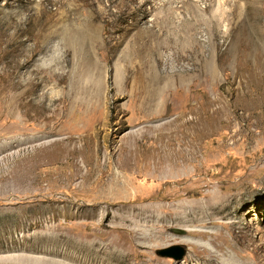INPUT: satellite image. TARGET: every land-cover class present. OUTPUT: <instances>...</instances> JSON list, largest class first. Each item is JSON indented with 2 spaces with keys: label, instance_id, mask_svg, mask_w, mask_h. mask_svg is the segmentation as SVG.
Instances as JSON below:
<instances>
[{
  "label": "rangeland",
  "instance_id": "obj_1",
  "mask_svg": "<svg viewBox=\"0 0 264 264\" xmlns=\"http://www.w3.org/2000/svg\"><path fill=\"white\" fill-rule=\"evenodd\" d=\"M224 1L125 0L127 12L113 6L110 19L137 27L91 31L95 44L85 29L5 34L0 25L10 44L0 59V264L12 255L27 264H205L220 233L226 259L264 264V36L206 27L215 9H234ZM229 10L221 21L233 20ZM161 140L196 151V162L155 175L125 163L132 150L155 162ZM209 198L230 208L207 226L164 218ZM174 247L186 250L182 259Z\"/></svg>",
  "mask_w": 264,
  "mask_h": 264
},
{
  "label": "bare ground",
  "instance_id": "obj_2",
  "mask_svg": "<svg viewBox=\"0 0 264 264\" xmlns=\"http://www.w3.org/2000/svg\"><path fill=\"white\" fill-rule=\"evenodd\" d=\"M131 1V0H130ZM148 1V0H147ZM229 1V0H228ZM227 1V3H228ZM262 1V0H261ZM104 1L103 0H40L39 2L35 1V0H6V3L1 4L0 3V25L2 26V28L4 27V32L5 34L7 33L6 30H9L11 28H15V27H19L24 25L26 28H29L30 30H39V32H44V31H49V28L52 29H64V30H69V31H76L77 30H83L85 29L86 32H88L87 34V38L85 39L86 41L89 40V42H92L95 44V38H92V32L98 29H102L108 26H115L117 28V30H123L126 27H132L135 24L129 23L127 22V20L125 18L120 19V17L118 18L117 21H114L113 19H110V15H111V7L115 6L117 7L120 12H127L125 9V0H109L110 5L103 7L102 3ZM221 2L226 5L225 1L221 0ZM230 2H232L231 6L234 9H228V7L226 8V6H224L227 10H225V8L223 9V12L220 11L221 8L215 9L213 11V14L211 16L216 17V21H209L211 23L206 24L210 25L213 27L217 26H224V29L228 30L229 26H234L235 29L241 30V31H251L254 32V34H260L261 36H264L263 33L261 32L262 29V24L260 22V18L262 17L260 15V0H231ZM38 7H36L37 5ZM108 4V3H107ZM129 4V3H128ZM144 4V3H142ZM186 4V3H185ZM189 4V3H188ZM193 4V3H192ZM219 4V3H218ZM36 5V6H35ZM105 5V4H104ZM184 5V4H183ZM194 5V4H193ZM221 5V4H220ZM219 5V6H220ZM40 6V7H39ZM187 6V5H184ZM262 6V5H261ZM196 7V5H195ZM143 8V7H142ZM189 8V7H188ZM187 8V9H188ZM129 9V8H128ZM136 9V8H135ZM138 9V8H137ZM141 9V8H139ZM190 9V8H189ZM197 9V8H196ZM200 9V8H199ZM195 10V9H194ZM207 10V9H206ZM205 10V11H206ZM211 10V9H210ZM209 10V11H210ZM228 10L230 11L228 16H232L233 15V20H229L228 23H225L226 19H224L223 21H221L222 19L220 18V16L223 18V15L218 16L219 14L222 13H227ZM138 11V10H137ZM198 12V10H196ZM208 11V10H207ZM136 12V11H135ZM203 12V11H202ZM115 13V12H114ZM129 13V12H128ZM134 13V12H133ZM139 13V12H137ZM136 13V14H137ZM211 13V12H209ZM132 14V13H131ZM135 14V13H134ZM199 14V12H198ZM205 14V13H204ZM24 16V18L22 17ZM116 16V15H115ZM127 16V15H126ZM130 16V15H129ZM225 16V14H224ZM261 16V17H260ZM118 17V16H117ZM133 16H131L132 18ZM208 17V16H207ZM136 18V17H135ZM134 18V19H135ZM204 18V17H203ZM210 18V17H209ZM61 20V21H60ZM133 20V19H132ZM190 21V20H189ZM187 21V23L189 22ZM205 21V20H203ZM207 21V22H209ZM137 22V21H136ZM140 22V21H138ZM192 22V21H190ZM189 22V23H190ZM188 23V24H189ZM193 23V22H192ZM203 23V22H202ZM161 24V23H160ZM197 24V23H196ZM222 24V25H221ZM190 26L192 24H189ZM198 25V24H197ZM136 26V25H135ZM137 27V26H136ZM110 28V27H109ZM108 28V29H109ZM231 28V27H230ZM111 29V28H110ZM128 29H132V28H128ZM264 29V28H263ZM2 30V29H1ZM0 30V31H1ZM14 30V29H13ZM23 30V28H22ZM106 30V29H105ZM118 30V31H119ZM45 32V33H48ZM52 31V30H51ZM59 31V30H58ZM68 31V32H69ZM71 31V32H72ZM92 31V32H91ZM15 32V31H14ZM18 32V31H17ZM83 32V31H82ZM1 33V32H0ZM13 33V32H12ZM24 33V32H23ZM27 33V32H26ZM30 33V32H29ZM262 33V34H261ZM4 34V33H2ZM0 34V59H9L8 55H9V46L10 44H5L6 46H3L4 44V35L3 38L1 37ZM14 34V33H13ZM40 34V33H39ZM55 34V33H54ZM52 34V35H54ZM74 35V33H72ZM77 34V33H76ZM8 35V34H7ZM18 35V34H17ZM65 35V34H64ZM15 37V36H14ZM17 37V36H16ZM40 37V36H39ZM38 37V38H39ZM44 37V36H43ZM50 37V36H49ZM68 40V46L71 47L72 51L75 50H79L81 49V47L78 48V40L76 41V43H70V41H73V38L68 39V33L65 36ZM78 37V36H77ZM86 37V36H85ZM9 38V37H8ZM37 38V39H38ZM51 38V37H50ZM76 38V37H75ZM79 38V37H78ZM82 38V35H81ZM48 39V38H46ZM77 39V38H76ZM80 39V38H79ZM84 39V38H83ZM9 40H12V38H9ZM44 40V39H43ZM70 40V41H69ZM81 40V39H80ZM84 40V41H85ZM7 41V40H6ZM97 41V40H96ZM9 42V41H8ZM44 42V41H43ZM48 42V40H47ZM75 42V41H74ZM102 45H107L108 44V40L106 38L102 39ZM45 43V42H44ZM82 43V42H81ZM80 44V43H79ZM85 45V44H84ZM87 45V44H86ZM85 45V46H86ZM104 45V46H105ZM38 46V45H37ZM88 47V46H86ZM77 49V50H76ZM85 49H89L85 48ZM84 49H81V52H83ZM11 52H14L13 50ZM87 53V51H85ZM92 53V52H91ZM13 54V53H12ZM75 55V53H74ZM84 55V54H83ZM94 55V54H93ZM76 56V55H75ZM86 56V55H84ZM91 56V55H90ZM74 58V57H73ZM93 58V56H92ZM8 86V85H7ZM2 87V85H1ZM3 89V88H2ZM6 89V88H5ZM7 91V90H6ZM2 93V92H1ZM5 93V92H4ZM3 93V94H4ZM6 94V93H5ZM4 94V95H5ZM3 97V96H2ZM86 97V96H85ZM84 97V98H85ZM4 98H6L4 96ZM2 99V98H0ZM80 99V98H79ZM77 99V104H76V110L80 109V106L84 105L83 102V98L81 100ZM86 99V98H85ZM7 101V99L5 100ZM76 102V100H75ZM21 103V102H20ZM4 104V101H3ZM45 106V105H44ZM4 107V105H3ZM18 107V106H17ZM43 107V106H42ZM15 108V107H14ZM44 108V107H43ZM46 108V106H45ZM49 108V107H48ZM42 109V108H41ZM47 110V109H46ZM49 111V109L47 110V112ZM80 111V110H79ZM45 112V110L43 111V113ZM40 113V114H43ZM18 114V113H17ZM45 114V113H44ZM43 116V115H42ZM18 118V116H16ZM18 120V119H17ZM92 122V119H90ZM21 122V121H19ZM85 122V121H84ZM105 122V121H104ZM17 123V122H16ZM22 123V122H21ZM106 123V122H105ZM18 125V124H17ZM22 125V124H21ZM25 125V124H24ZM85 126V125H84ZM88 126V125H87ZM90 126V125H89ZM17 128V126H16ZM88 128V127H87ZM85 130V129H84ZM87 130V129H86ZM106 130V129H105ZM85 132V131H84ZM89 132V131H88ZM79 133V132H78ZM77 133V134H78ZM95 133V132H94ZM68 134V133H67ZM71 134V133H70ZM96 134V133H95ZM13 135V134H12ZM15 135V134H14ZM21 135V133H20ZM23 135V134H22ZM29 136V135H28ZM82 136V135H81ZM84 136V135H83ZM82 136V137H83ZM27 137V136H26ZM92 137V136H90ZM95 137H98L97 135ZM10 138V137H9ZM19 138V135H18ZM29 138V137H28ZM63 138V137H62ZM12 139V138H11ZM21 139V138H19ZM73 139V138H72ZM81 139V138H80ZM84 140H89V136L85 135L83 137ZM93 138H91L90 140H92ZM71 140V137H70ZM69 140V141H70ZM17 141V140H16ZM90 143L92 141H89ZM94 142V141H93ZM92 142V143H93ZM173 142L166 141V140H161V142L158 144V147L155 148V153L157 154L155 156V158H158L155 162H153L151 159H154L152 156L146 157L144 156L143 153H138V152H134L133 150L131 151V153L126 157L125 163L132 168H136L137 170H144L146 172H153V174L155 175L156 173H172L175 172L177 170H179V168L181 167V163L182 161L184 162V167H187L189 164L196 162L195 160L197 159V152L193 151L190 152V155H186L183 152V144L179 145V149H177L176 151H174L173 149ZM193 146V145H192ZM191 146V147H192ZM139 147V146H137ZM167 149V150H166ZM140 152V151H139ZM192 158H194V160L192 161ZM182 160V161H181ZM123 161V160H122ZM181 161V162H180ZM109 163V162H108ZM124 163V162H122ZM145 163V164H144ZM92 168V167H91ZM107 168V167H106ZM110 168V167H109ZM94 169V168H93ZM91 170V169H90ZM88 170V171H90ZM81 171V170H80ZM95 171V169H94ZM98 172V171H97ZM90 174V173H89ZM104 175V174H103ZM86 176V175H85ZM91 176V174H90ZM100 176V175H99ZM93 177V176H92ZM98 177V176H97ZM87 178V177H86ZM90 179V177H88ZM85 179V178H84ZM92 179V178H91ZM98 180V179H97ZM88 181V180H87ZM83 183V182H82ZM91 183V182H90ZM95 183V182H94ZM108 184V183H107ZM118 184V183H117ZM97 185V183H96ZM86 186V185H85ZM91 186V184H90ZM108 186V185H107ZM82 187V186H81ZM94 187V186H93ZM92 187V188H93ZM116 187V184H115ZM118 187V186H117ZM124 187V186H123ZM114 189V188H113ZM116 189V188H115ZM119 189V188H118ZM124 189V188H123ZM83 190V189H81ZM82 192V191H80ZM106 193V192H105ZM81 194V193H80ZM129 194V193H127ZM130 197V195H127ZM136 199L132 198L133 200H137V198H139V195L136 194ZM230 208V202L229 199L227 198H222V200L219 203H214L212 202V199H207L205 202L202 203V205L200 206V210L196 211L194 213L188 212L187 210L185 211H181L178 213H175L174 215L171 213H167L166 216L164 218H172V216L174 217V224H176L177 226H181V227H192V226H196L197 224H201V225H205L207 226V221L211 220V221H215V219H219L220 216H223L224 213L226 212L227 209ZM147 218L148 216L146 214H144ZM227 218V217H226ZM213 224V222H212ZM232 227H235V225H232ZM242 229V228H241ZM244 230V229H243ZM243 230H240V232H238L235 236L240 238L242 240V242L244 243L245 241V233L243 232ZM204 233H208L207 231H204ZM163 234V233H162ZM160 233V235H162ZM214 235V234H213ZM217 238H223V234H217L212 236V240L211 243L213 245V248H209L207 250V254L204 256L205 259V264H237L235 262H233L230 259H226L225 256L227 255V252L223 250V244H226L227 240L224 238L223 243L222 244H215V241L217 240ZM164 241V240H163ZM162 243V241H160ZM160 243V244H161ZM121 245V244H120ZM92 246V244H91ZM124 246V245H123ZM214 246L215 249L214 250ZM93 248V247H92ZM82 249V248H80ZM110 249V248H109ZM83 250H85L83 248ZM91 251V249H90ZM93 251V250H92ZM96 251V250H95ZM107 251V250H106ZM114 251V250H112ZM120 251V250H119ZM98 252V251H97ZM97 252H95L97 254ZM100 252V251H99ZM98 252V253H99ZM111 252V251H110ZM122 252V251H120ZM219 252H222V255L219 257ZM89 253V251H88ZM93 253V252H92ZM118 253V252H117ZM116 253V254H117ZM95 254V255H96ZM103 254V253H102ZM88 255V254H87ZM92 255V254H91ZM94 255V256H95ZM12 255L11 258L4 260L5 264H27L29 262H23L26 261L25 259H17V258H13ZM65 256V255H64ZM82 256V255H81ZM85 256V255H84ZM93 256V255H92ZM99 256V255H98ZM108 256V255H107ZM111 256V255H110ZM18 257V256H17ZM22 257V256H21ZM24 257V256H23ZM101 257V256H100ZM30 258V257H29ZM36 258V257H35ZM39 258V257H38ZM41 258V257H40ZM95 258V257H94ZM103 258V256H102ZM27 259V258H26ZM44 258H42L43 260ZM100 259V258H99ZM97 259V260H99ZM32 260V259H31ZM47 260V259H46ZM80 260V259H79ZM86 260V259H85ZM84 260V262H85ZM110 260L109 256L108 258L104 259V263L108 262ZM125 258L123 259L122 257L117 258V264H121L122 261H124ZM45 261V260H44ZM52 261V260H51ZM55 261V260H54ZM62 261V260H61ZM83 261V260H82ZM88 261V260H87ZM95 261V260H94ZM101 262L103 260H100ZM115 261V262H116ZM48 262V260H47ZM57 262V261H56ZM111 262V261H110ZM109 262V264H110ZM114 262V261H113ZM66 263V262H65ZM99 263V262H98ZM103 263V262H102ZM103 263V264H104ZM41 264V263H40ZM45 264V263H44ZM55 264V262L53 263ZM59 264V262L57 263ZM62 264V262L60 263ZM69 264V263H68Z\"/></svg>",
  "mask_w": 264,
  "mask_h": 264
},
{
  "label": "water",
  "instance_id": "obj_3",
  "mask_svg": "<svg viewBox=\"0 0 264 264\" xmlns=\"http://www.w3.org/2000/svg\"><path fill=\"white\" fill-rule=\"evenodd\" d=\"M176 249L178 251V254L176 256H174L176 259H182L184 257V255L186 254V250L184 248L181 247H174L173 250ZM170 252L171 250H162L160 251V255L161 256H170Z\"/></svg>",
  "mask_w": 264,
  "mask_h": 264
}]
</instances>
